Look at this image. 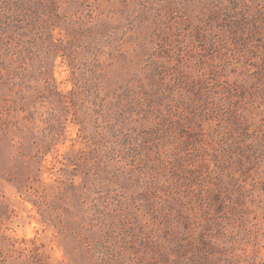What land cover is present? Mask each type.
<instances>
[{"label":"rangeland","instance_id":"1","mask_svg":"<svg viewBox=\"0 0 264 264\" xmlns=\"http://www.w3.org/2000/svg\"><path fill=\"white\" fill-rule=\"evenodd\" d=\"M0 264H264V0H0Z\"/></svg>","mask_w":264,"mask_h":264}]
</instances>
